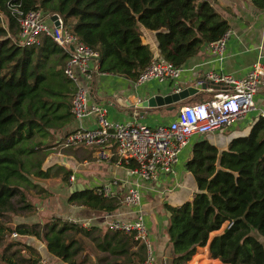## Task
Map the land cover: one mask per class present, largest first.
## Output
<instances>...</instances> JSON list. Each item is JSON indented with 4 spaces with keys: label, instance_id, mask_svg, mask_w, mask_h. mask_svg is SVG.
Returning a JSON list of instances; mask_svg holds the SVG:
<instances>
[{
    "label": "trees",
    "instance_id": "trees-1",
    "mask_svg": "<svg viewBox=\"0 0 264 264\" xmlns=\"http://www.w3.org/2000/svg\"><path fill=\"white\" fill-rule=\"evenodd\" d=\"M259 9L264 0H250ZM56 13L62 24L98 53V69L134 79L152 57L141 40L139 25L152 30L157 58L181 65L203 43L217 39L228 27L209 0H0V238L7 212L28 209L24 188H37L24 159L44 142L31 139L49 135L73 116L69 100L74 81L63 66L68 52L41 34L36 44L17 41L19 17L30 8ZM132 166L129 160L122 163ZM185 167L196 190L178 205L164 204L169 213L166 232L173 256L181 264L196 245L206 243L210 257L229 264H264V116H257L248 132L230 138L217 149L205 138L191 146ZM68 172L62 178L67 179ZM68 202L110 212L120 201L117 194L101 195L93 188L68 193ZM225 223L218 233L210 231ZM76 223L55 217L42 224L17 223L13 230L41 239L49 253L68 264L73 261L70 231ZM111 251L124 254L123 264L138 263L145 246L130 233L110 230ZM117 242V243H116ZM133 245V249H127ZM32 250L29 245H24ZM5 264L17 262L0 251ZM29 263V264H30Z\"/></svg>",
    "mask_w": 264,
    "mask_h": 264
},
{
    "label": "crops",
    "instance_id": "crops-1",
    "mask_svg": "<svg viewBox=\"0 0 264 264\" xmlns=\"http://www.w3.org/2000/svg\"><path fill=\"white\" fill-rule=\"evenodd\" d=\"M209 1L214 10L226 20L227 29H229L220 58L209 51L207 43H203L180 65L181 68L177 76L162 80L149 78L137 84L124 75L97 69L93 71L88 80L81 75L78 76L80 83H85L87 86V102L102 103L106 107V116L110 120H134L154 126L169 122L176 116L178 109L188 102L213 97L221 85L202 87L178 102L136 106L135 103L140 99L155 93L171 91L174 84L178 86L194 84L195 79L199 78L206 70L230 73L234 76L245 74L256 57L257 45L264 33V21L260 9L253 6L250 0ZM139 30L141 40L148 44L151 56H159L154 32L142 25H139ZM253 101L254 108L247 110L243 116L235 118L222 129L205 134H191L179 149L170 172H159L152 180H141L135 174L129 173L126 166L122 164L123 162L116 160L115 157L97 158L93 146L63 144V135L68 131L81 126L91 127L94 125L90 114L82 118L72 117L62 127L50 129L49 135L34 136L31 141H42L44 146L24 159L29 175L37 179L35 181L37 184H40L39 178L53 177L59 182L60 188L64 190L65 197L73 188H94L110 181H114L110 186L113 194L120 197L127 186L135 181L139 183V203L130 206L119 201L118 206L110 212L92 210L81 204L68 201H66V205H62L57 198H50V196L45 198V203H57L54 208L45 209V212L50 210L49 215L56 212L61 215V218L68 216L96 217L90 221L87 228L78 225L79 228L70 231L74 248L72 256L74 263L123 264L124 254L111 251L114 242L110 240L111 232L104 224L103 219H108L107 217L131 218L136 212H139L147 230V239L153 254L152 264H171L173 252L166 232L169 213L164 204L178 205L190 199L196 190L193 175L185 167V161L190 156L192 144L205 138L221 150L226 147L230 138L246 134L250 125L259 116V112L264 111V84L260 85L253 94ZM169 105L173 106L169 108ZM109 147H113V145L110 144ZM64 172H68L67 179L64 180L67 181L66 184H63L61 179ZM70 175L73 177L69 178ZM48 193L51 196H56L55 192L49 191ZM31 204L34 205L35 202L31 201ZM102 214L107 216L104 218ZM224 226L225 223L210 231L208 238L221 231ZM15 236L21 242V250L30 252L24 246L26 244L39 250L41 257L62 261L49 253L44 244L39 246L32 235L16 233ZM133 247L130 245L127 249H133ZM200 248L201 253L198 251ZM206 253V243L196 245L190 258L184 260L185 264H229L210 257ZM181 264L183 263L181 262Z\"/></svg>",
    "mask_w": 264,
    "mask_h": 264
},
{
    "label": "built area",
    "instance_id": "built-area-1",
    "mask_svg": "<svg viewBox=\"0 0 264 264\" xmlns=\"http://www.w3.org/2000/svg\"><path fill=\"white\" fill-rule=\"evenodd\" d=\"M264 21V6L260 9ZM51 13H45L38 7L23 12L19 17L17 41L21 44H36L41 34L48 35L52 41L68 52L63 66V72L75 84L69 100V109L75 118H82L90 114L94 125L91 127H78L63 135L64 145L93 146L97 158L116 160L127 163L129 173L135 174L141 180H152L159 172H170L177 158L179 149L185 144L191 134H205L220 130L229 125L235 118L241 117L249 109L254 108L253 94L259 86L264 84V33L257 45L255 59L250 68L242 76L230 73H217L206 70L194 85L210 82L221 85L213 97L192 101L182 105L176 116L167 123L149 126L144 123L127 120L115 121L106 116V107L102 103L87 102V86L80 83L78 76L88 80L94 70L98 69V53L71 33L56 14L57 24L50 19ZM229 29H225L215 40L208 42L209 51L221 57L225 39ZM181 66L171 61L151 57L142 67L133 80L137 84L149 78L162 80L177 76ZM264 116V111L259 112ZM110 144L113 147H109ZM73 176L70 175L69 178ZM114 181L106 182L93 188L101 195L113 194L110 186ZM139 183L134 182L126 187L120 196L125 205L135 206L139 203ZM105 218V216L102 214ZM95 216L85 218L64 217L68 221L87 228ZM104 224L114 231L130 233L132 238L142 242L146 253L138 263L152 264L153 254L147 239V230L139 212L131 218L107 217ZM13 234H16L13 232ZM59 259V258H57ZM61 260V259H60ZM31 264H68L64 261L38 257Z\"/></svg>",
    "mask_w": 264,
    "mask_h": 264
},
{
    "label": "rangeland",
    "instance_id": "rangeland-1",
    "mask_svg": "<svg viewBox=\"0 0 264 264\" xmlns=\"http://www.w3.org/2000/svg\"><path fill=\"white\" fill-rule=\"evenodd\" d=\"M31 177V176H30ZM48 181H47V180ZM39 178L40 184L38 183L37 188H24V195L26 200L29 202L34 201L35 204L28 208L23 210H18L16 212H7L1 219L3 225L6 226L5 233L0 238V251H3L4 254L11 259L20 262L19 257H35L38 258L39 256V250L35 248H31L32 250H29L30 252H27L26 250H21L20 240L17 239L15 236L16 234H13L14 231L13 227L17 223H31V222H38L39 224L44 223L45 221H48L50 219H53L55 217H60L59 213L57 214L54 212V214L49 215L50 210H47L45 212V209L47 208H54L57 203L55 202H49L45 203V198L50 196V198H57L59 202L62 203V205H66V197L64 195V190L60 188L59 182L56 181L53 177L50 178ZM63 184H66L67 181H64V179L61 177ZM32 181H37V179L31 177ZM55 192L54 195L51 196L48 192ZM45 213V214H44ZM63 219V218H61ZM16 233V232H15ZM35 240L39 243V246L44 244V241L35 237L32 235ZM258 236L259 240L263 243L264 248V236L262 235H256ZM33 239V238H32ZM38 248V247H37ZM40 248V247H39ZM195 251V250H194ZM199 253H201V248L198 250ZM208 254V251L206 255ZM28 261H21L19 264H29ZM183 264H185V261H182ZM0 264H5L2 259H0ZM31 264V263H30Z\"/></svg>",
    "mask_w": 264,
    "mask_h": 264
},
{
    "label": "water",
    "instance_id": "water-1",
    "mask_svg": "<svg viewBox=\"0 0 264 264\" xmlns=\"http://www.w3.org/2000/svg\"><path fill=\"white\" fill-rule=\"evenodd\" d=\"M50 19L53 20V24H57L56 13L50 14ZM215 86L213 83L210 82H202L200 84H191L187 86H178L176 84L173 85V90L165 91L164 93H155L149 95L145 98L140 99L135 103L136 106H146V105H159L164 103H171V102H178L181 99L188 97L189 95L195 93L198 89L205 87V86ZM173 105H169L168 107L171 108ZM80 188H73L72 190H77ZM83 189V188H82Z\"/></svg>",
    "mask_w": 264,
    "mask_h": 264
}]
</instances>
